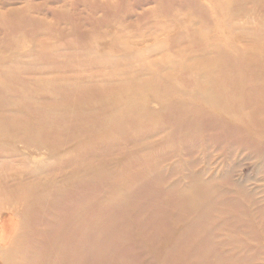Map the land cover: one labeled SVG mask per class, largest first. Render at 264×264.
<instances>
[{
	"label": "rangeland",
	"instance_id": "rangeland-1",
	"mask_svg": "<svg viewBox=\"0 0 264 264\" xmlns=\"http://www.w3.org/2000/svg\"><path fill=\"white\" fill-rule=\"evenodd\" d=\"M225 1L0 0V115L13 112L11 98L30 104L24 87L41 76L33 66L129 85L153 77L154 88L137 98L145 104L131 128L118 122L135 118L118 113L117 125L50 155L31 190L2 196L17 253L0 249V264H264V115L241 88L246 51H264V0H247L248 13L233 18ZM206 46L237 64L213 89L214 104L196 73L174 69ZM19 112L49 127L53 143L68 140L67 120ZM27 158L0 159V173L34 167Z\"/></svg>",
	"mask_w": 264,
	"mask_h": 264
},
{
	"label": "bare ground",
	"instance_id": "bare-ground-1",
	"mask_svg": "<svg viewBox=\"0 0 264 264\" xmlns=\"http://www.w3.org/2000/svg\"><path fill=\"white\" fill-rule=\"evenodd\" d=\"M232 1L233 4L229 6ZM254 1L257 2L258 0ZM259 1L262 2L263 0ZM223 7L228 18L243 16L244 13H248L249 9L247 0L225 1ZM260 39L264 40V36ZM252 41L258 42L256 39ZM209 47L206 46L200 53L193 54L191 64L186 63L180 69H174L179 71V75L184 76L187 75V72L196 73L201 78L198 79L199 82L207 86L209 91L208 94L202 95L203 100H207L206 102L209 104H214L216 98L212 93L213 89H219L225 71L228 74L235 72L237 64L225 63L228 55L222 54L221 51L217 52L213 48L208 49V51L207 48ZM209 55L212 58L206 60ZM204 57L206 58L204 59ZM245 61L248 66L246 70L249 81H245L241 88L248 95V105L253 111L264 115V51L255 52L248 49L245 53ZM173 67L175 66L173 65ZM102 68L103 66L99 67L100 70ZM25 70L28 71V67ZM32 71H36L41 76L28 78L27 83L33 85V89H28L27 85L24 87V90L29 93L30 104L25 103L26 99L24 101L22 98L15 100L11 98L6 101L5 105L10 104V107H14L11 109L13 112L10 116L0 115V159L26 156L28 158L25 162L31 161L34 167L30 168L27 164L23 171L0 173V211H7L5 210L7 209V202L2 200L3 195L9 196L17 193L18 189L25 190V192L31 190L32 186L27 187L26 182L31 178L39 177L38 175L42 170L49 167L46 159L50 155H58L59 151L62 152L69 145L78 148L75 144H69L74 139L91 134L100 128L117 125L119 118L116 115L121 112L127 111V115L135 119H127L124 122L119 121L120 126L131 128L130 126L135 125L141 119L138 112H141L145 104L137 98L144 99L145 94L150 89V84H152L150 81L153 79L151 77L144 82L129 85L128 81H131L132 78L124 82L112 74H85L82 76L76 73L72 76H66L67 74L56 75L54 69L34 66ZM51 73H55V75ZM164 80L172 79L166 75ZM5 89L2 90L0 87L1 92ZM153 89L150 90L153 91ZM177 91L191 98L188 89L183 88V90H180L181 92L177 89ZM194 96L197 97V93H194ZM0 105L2 106L1 101ZM22 106H27L30 111L36 114L46 113L47 117L54 123L67 120L65 123L68 127L65 134L68 133L69 135L67 134L68 140L65 144L58 145L48 140L49 136L46 131L49 127L46 125L40 126V123H34L29 118H24L25 114L19 112V108ZM173 108V104L164 106V110H167V112H170ZM74 130H77V134L73 132ZM60 131L62 130L57 128L54 133L58 134ZM37 134H39V137L34 136ZM60 134L59 136H61ZM43 185L50 186V182L43 183L40 187L42 188ZM185 200L187 206H191L197 204L200 197L194 196ZM10 226L11 224L7 223V219L0 216V249L3 256L8 259L14 258L17 253L14 246L17 241L14 236L16 233L12 237L7 234Z\"/></svg>",
	"mask_w": 264,
	"mask_h": 264
}]
</instances>
